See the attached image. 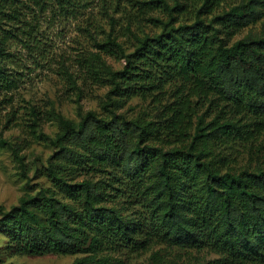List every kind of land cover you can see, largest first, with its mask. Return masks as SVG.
<instances>
[{"label": "trees", "instance_id": "1", "mask_svg": "<svg viewBox=\"0 0 264 264\" xmlns=\"http://www.w3.org/2000/svg\"><path fill=\"white\" fill-rule=\"evenodd\" d=\"M152 1L170 18H158L161 32L137 37L122 69L99 53L87 59L106 75L109 114L80 105L75 123L53 108L60 129L45 167L51 186L8 210L0 204L10 255L80 253L72 264H124L117 251L167 244L216 251L217 264H264V156L254 167L235 169L225 152L264 133V34L234 40L262 17L264 0ZM87 3L0 0V94L17 86L7 64L10 39L37 44L39 15L72 16ZM187 11L195 19L175 26L174 13ZM169 83L174 99L164 103ZM134 95L162 104L157 117L119 114ZM30 113L34 131L42 112L33 105ZM0 143L13 148L25 172L2 130ZM86 170L106 175L75 179Z\"/></svg>", "mask_w": 264, "mask_h": 264}, {"label": "rangeland", "instance_id": "2", "mask_svg": "<svg viewBox=\"0 0 264 264\" xmlns=\"http://www.w3.org/2000/svg\"><path fill=\"white\" fill-rule=\"evenodd\" d=\"M173 4L174 0H167ZM240 0H232V3ZM200 2V1H199ZM199 4V3H197ZM29 9L24 8L23 11ZM192 10V9H191ZM29 12V11H28ZM27 13V12H26ZM173 23L192 22L194 12H175ZM168 20V12L160 3L152 0H88L87 7L72 16H60L46 12L35 20L39 41L25 45L20 38L8 42V68L17 78V86L8 93L0 94V130L26 163L25 172L20 166L15 151L0 143V204L4 210L18 204L22 197L36 194L51 186L46 173L48 158L58 149L51 141L60 129L53 108L73 122L80 121L79 106L94 110L101 117L108 111L103 104L110 88L106 75L96 73L87 59L92 52L99 53L114 69L120 70L126 63L125 54L137 45V37L161 32L163 25L158 20ZM264 34V14L256 22L243 27L234 40L247 34ZM122 49H118L115 43ZM103 45V47L100 46ZM170 83L163 98L165 103L173 100ZM171 92V93H170ZM42 112L41 126L31 127V106ZM162 104L151 95H134L117 112L128 119L157 117ZM204 109V108H203ZM201 109V110H203ZM10 120L8 121V119ZM207 120L211 117L207 116ZM245 147L235 144L225 150L231 155L235 169L254 167L258 156L263 158L262 137ZM135 138H131L129 145ZM259 150V154L257 155ZM26 173V175H24ZM102 171H84L75 177L105 176ZM8 237L0 228V264H72L82 254L44 255L14 254L6 251ZM124 264H217L221 254L210 250L181 248L167 244H155L148 249L115 253Z\"/></svg>", "mask_w": 264, "mask_h": 264}]
</instances>
